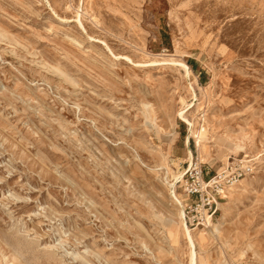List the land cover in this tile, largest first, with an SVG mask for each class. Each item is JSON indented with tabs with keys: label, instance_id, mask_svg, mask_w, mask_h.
Here are the masks:
<instances>
[{
	"label": "rangeland",
	"instance_id": "rangeland-1",
	"mask_svg": "<svg viewBox=\"0 0 264 264\" xmlns=\"http://www.w3.org/2000/svg\"><path fill=\"white\" fill-rule=\"evenodd\" d=\"M190 154L246 171L210 225L184 215L192 249L165 181ZM191 250L264 264V0H0V264Z\"/></svg>",
	"mask_w": 264,
	"mask_h": 264
},
{
	"label": "built area",
	"instance_id": "built-area-1",
	"mask_svg": "<svg viewBox=\"0 0 264 264\" xmlns=\"http://www.w3.org/2000/svg\"><path fill=\"white\" fill-rule=\"evenodd\" d=\"M207 175L200 164L192 161L176 183L175 189H181L185 196L183 211L190 225L203 226L212 220L217 212L218 200L246 175V171L230 168L229 171Z\"/></svg>",
	"mask_w": 264,
	"mask_h": 264
},
{
	"label": "bare ground",
	"instance_id": "bare-ground-1",
	"mask_svg": "<svg viewBox=\"0 0 264 264\" xmlns=\"http://www.w3.org/2000/svg\"><path fill=\"white\" fill-rule=\"evenodd\" d=\"M181 65L187 70L188 74H189V70L187 69V67L181 63ZM185 113H186V110H181L179 113H178V116L181 117L182 119H184L188 125L190 126V132H193V125L191 122H189L184 116H185ZM189 142V141H188ZM190 158V161L192 162V155L190 154L189 156ZM172 177V176H171ZM182 178V174H178V175H174L172 178H168V176H166L165 178V181L169 187V192H170V195L173 199V201L175 202V204H177L179 206V219L181 220L182 222V228L188 238V243L190 244L191 246V249H192V246L194 244V241H193V235H192V230H190L184 220V206L182 204V202L180 201V199L178 198L177 194H176V183ZM210 222L208 220V223L210 225ZM207 224V223H206ZM213 226V225H211ZM81 256H79L78 258H80ZM83 258V257H82ZM84 259V258H83ZM85 260V259H84ZM86 261V260H85ZM8 264V263H7ZM189 264H196V259H195V253L191 250L190 252V262Z\"/></svg>",
	"mask_w": 264,
	"mask_h": 264
}]
</instances>
